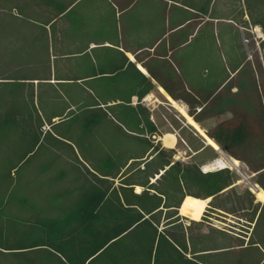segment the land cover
I'll return each instance as SVG.
<instances>
[{
	"label": "crops",
	"instance_id": "obj_1",
	"mask_svg": "<svg viewBox=\"0 0 264 264\" xmlns=\"http://www.w3.org/2000/svg\"><path fill=\"white\" fill-rule=\"evenodd\" d=\"M0 2H5L9 8L8 12L0 11V83L17 85V95L34 102V115L42 124L38 130L42 132V136L44 126L54 129L61 125L72 103L81 106L77 115L96 111L86 102H103L104 104H100L101 109L113 110V113L104 110L106 114L101 122L91 127L86 136L82 135L81 125L75 124L68 129V132L80 133V144L88 142L90 154L96 163L98 162L90 167V160H78L87 168L88 174L81 171L80 173L91 182L95 176L112 180L103 177L104 173L99 171L103 160H111L119 169L110 189L137 195L144 190V187L139 185L125 186L120 182L130 174H124L130 164L152 158L149 156L150 151L147 150L145 140L154 139V144L160 143V146L166 149H173L175 146L174 135L162 132L152 119L156 107L154 102L160 99L179 112L186 127L191 128L197 137L204 136L206 144L214 150L219 146L215 143L216 147L209 145L207 140L211 139L204 135L206 131L222 121L229 123L234 113L254 112L257 109L247 81L238 78L241 64L232 65L230 70L223 61L210 65L204 41H201L195 50L192 48L193 39L210 19L209 8L200 5L204 0ZM235 12V8H232V13ZM223 20L231 21L229 18ZM238 20V24H232L235 31H249V28L260 27L257 24H249L246 10L242 11ZM164 86L174 93L182 91L183 88L186 92L198 96L210 93L217 95V115L203 119L201 123L194 122L187 114V106L181 101L173 100ZM211 98L203 101L202 106L205 107ZM151 99L153 105L146 107L144 101ZM55 102L56 107H50ZM60 102H64V105L61 106ZM137 103L146 109L148 119L156 130L150 138L145 135L146 128L141 121V114L138 110H133ZM174 103L182 107L185 117ZM123 106H128L129 109L124 110ZM199 110L200 106H196L195 111ZM188 118L194 122V127ZM137 119L140 121L136 123ZM56 138L65 141L61 136L57 135ZM160 141L164 144L161 145ZM125 146L137 149L118 160L116 151L123 150ZM227 161L229 164L232 161L238 164L240 162L230 157ZM62 165L57 170L70 169H66L67 164ZM46 167L48 166L43 168ZM140 168H143V164ZM162 173L163 171H159L150 178L149 184L155 183ZM251 175L254 176L253 173ZM240 183L242 182L238 181L233 186L236 187ZM248 184L244 189L252 195L251 204L256 208V212L250 215L252 210L249 206L244 210L246 215L235 218L236 225L243 231L230 232L215 227L210 221L203 222L201 237L193 238V242L188 241V249L199 252L196 254H207L210 250L219 252L230 246L216 241L214 246L209 247L203 237L212 230L226 234L233 242H239L233 244L235 247L242 245L244 248L251 242L254 248L252 253L264 256V245H261L257 238L258 236L264 240V229L259 231L258 228L264 199L256 197L252 186L255 185L259 190L262 188L251 182ZM73 192L74 196L78 193L77 184H74ZM149 193L162 198L158 208L162 210L161 224L166 222V213L173 212L171 219L178 217L183 227H188L190 221H201L210 201V198L200 199L205 201V208L198 220H192L179 212L188 195L182 198L178 208L164 209V197L152 190H149ZM211 221L216 222L213 219ZM196 232L197 227H193L191 234L195 235Z\"/></svg>",
	"mask_w": 264,
	"mask_h": 264
},
{
	"label": "trees",
	"instance_id": "obj_2",
	"mask_svg": "<svg viewBox=\"0 0 264 264\" xmlns=\"http://www.w3.org/2000/svg\"><path fill=\"white\" fill-rule=\"evenodd\" d=\"M0 84L15 89L14 93L10 91L9 94L10 105L6 109L0 108V143L7 135L9 147L23 149L24 156L44 138L42 132L38 131L42 124L34 115V102L18 97L17 85ZM164 89L173 100L187 106V114L196 123L217 115V95L198 96L183 88L177 93L165 86ZM209 97L212 98L203 107V101ZM101 103H89L96 111L83 114L81 121L76 120L75 124L82 126L83 136L101 122L106 114L104 110L113 113L112 109H101ZM196 106H200L198 112L195 111ZM122 108L129 109L128 106ZM133 110L141 114L145 135L149 138L153 136L156 130L148 119L146 109L137 103ZM234 114L229 123L222 121L215 124L205 134L228 157L244 163L255 176L254 184L264 189V112L259 108L254 112L240 111ZM17 133L22 134L18 139ZM153 141L145 140L152 158L141 162L143 168H140L141 164L135 168L130 164L124 172L130 174L120 182L125 186L144 187L138 195L110 189L119 167L111 160H103L99 171L104 173L103 177L112 180L95 176L91 182L78 172L71 179L77 184L78 193L75 196L71 187L70 190L65 188L55 192L52 197L42 191L39 193L41 198L35 199L38 190L34 184L41 182H34L40 178L39 175L35 177L30 174L23 179L18 174L23 160H7V163L0 160V264H264V256L252 253L254 248L251 242L244 248L241 244L237 247L230 245L222 251L210 250L207 254H196L199 252L188 249V241L193 242L201 237V225L207 222L205 216L201 221H190L188 227H183L180 219H171L174 214L168 212L166 222L161 224L162 210L158 208L162 198L149 193V190L164 197V209L178 208L182 198L188 195L199 199L210 198L207 205L217 212L225 209L219 205L232 193L235 179L228 168L203 172L196 163L175 162L172 160L175 155L173 149L162 148L160 143L154 144ZM159 171L163 173L155 183L149 184V179ZM65 173L58 170L51 179L69 176ZM30 189L34 190L32 198L28 196ZM245 191L251 203L252 195ZM13 192L15 211L27 209L39 199L43 203L48 198L54 201L59 211L55 216H43L39 211L25 218L12 215L11 211L6 210L9 202L6 197H11ZM65 194L71 197L70 200H62ZM33 208L37 209L35 206ZM193 227H197L195 235L191 234Z\"/></svg>",
	"mask_w": 264,
	"mask_h": 264
},
{
	"label": "rangeland",
	"instance_id": "obj_3",
	"mask_svg": "<svg viewBox=\"0 0 264 264\" xmlns=\"http://www.w3.org/2000/svg\"><path fill=\"white\" fill-rule=\"evenodd\" d=\"M223 2L224 0H204V2L200 3V5L202 4V6H207L209 8L210 19L208 23L201 28L196 38L193 39L192 48L195 50V48L200 45V42L204 41L205 46H207L206 51L208 52L207 55L210 65H215L217 62L221 63V61H223L227 69H232V65L237 63L241 64L238 78H243L247 81L250 92L253 95L252 99L256 102V108H260L261 111L264 112V0H228L227 2L225 0V2ZM232 8H235V13H232ZM0 9V11L3 12L9 11L8 5L5 2H0ZM243 10H246L248 13L249 24H257L260 27L249 28V31H235L232 24L239 23L238 19ZM224 18H229L231 21L223 20ZM211 71L210 68V72ZM10 91L14 93L15 89H13L12 86L8 87L7 85L0 84L1 109H6L10 105V102H8V99H10L9 94L11 95ZM86 103L89 104L91 102ZM60 104L63 106L64 102H60ZM76 104L78 103H72L71 108L66 111V119L61 125L54 127V129L46 126L43 127L44 138L40 139V142L32 148L30 153L22 156L23 149H11L9 147L7 135L4 141L0 143V160H6V163L7 160H23L19 165L21 166L20 172L18 173L19 176L26 179L25 177L30 176V174L35 177L39 175L40 178L34 182L38 183L39 180L41 182L38 183V185L34 184V187L36 186L35 189L38 190L36 191L37 195H34V197H36L35 199L41 198V194L39 195V193H42V191L43 194L52 197L55 195V192L62 189L66 188L70 190L69 188L71 187L73 189L74 182L71 179H73V177L75 178V175L80 171L88 174L87 168L78 160H90V167L98 163H96L94 157L90 154L88 142H84L82 145L80 144V133L68 132V129L75 125L76 120L81 121L83 114H85L83 113L80 116H78L79 114L77 115L81 106H77ZM144 104L146 107L150 108L153 105L152 99L144 101ZM56 105L57 103L55 102L53 105H50V107H56ZM154 106L156 107L152 116L153 122L162 132L170 133L174 135L176 139L173 148L175 151V162L180 164L196 163L203 171L207 172L220 168H228L235 179L234 183L238 181L242 182L236 187L233 186L232 193H229L226 198L220 202L219 206L225 209L216 212L206 207L203 216H205L207 222L210 221L215 227L230 232H235V230L243 231L240 226L236 225L237 221L235 218L246 215L244 210L248 209L249 206L252 210L251 213H249L250 215H253L256 211V208L254 209L251 204L252 202H249V196H247L245 193L246 189H244V186H249L248 182L254 183L255 176L251 175L250 171H248L247 167L242 162H239V167L237 168L239 171L231 166L227 161L229 157L224 151L219 147H217V150H214L208 146L202 134L203 137H197L196 133L191 128L186 127L185 121L179 112L170 107L168 102L160 99L154 102ZM206 126L208 125L206 124ZM57 135L63 137L65 141H61L60 139V141H58L56 138ZM204 135L207 137L206 134ZM20 136H22V134H16L17 139L20 138ZM160 138L162 139V136ZM160 142L161 145L164 144L162 141ZM135 149L137 148L130 149L125 146L123 150L118 149V151H116L118 152L116 156L118 160L123 159V157L125 158ZM62 164L68 165L66 169L70 168L64 171L66 172L65 174L69 173V176L65 178L63 176L58 180L51 179L52 176L58 172L57 169L63 166ZM138 164H142L141 161L132 163L131 167L135 168ZM45 166L48 167L43 168ZM42 168L43 172H41ZM3 169H5V167H3ZM40 184L41 186H39ZM34 190L30 189L28 191L29 198L33 197ZM6 198L9 201L6 205V210L9 212L11 211L12 215L20 218L30 216L34 211H39V214L41 213L43 216H55L59 211L54 201L49 198L44 200L43 203H41L42 201H39V199L37 200L38 202L29 205L27 209H17L15 211L14 192L11 194V197L9 195ZM70 198L68 194H65L62 200L66 201L70 200ZM32 206H35L37 209H31ZM212 219L216 222L211 221ZM258 226L259 231L264 229V209L261 211ZM203 238L205 242H208L209 247L214 246L216 241H222V244L227 246L239 243L233 242L231 237H228L226 234L216 233V231L212 230L205 234ZM257 238L259 239V243L264 245L262 244L264 240H261L258 236Z\"/></svg>",
	"mask_w": 264,
	"mask_h": 264
},
{
	"label": "bare ground",
	"instance_id": "obj_4",
	"mask_svg": "<svg viewBox=\"0 0 264 264\" xmlns=\"http://www.w3.org/2000/svg\"><path fill=\"white\" fill-rule=\"evenodd\" d=\"M175 104V103H174ZM176 108L183 114V116L185 114L184 110L178 106L177 104H175ZM184 116V117H185ZM188 121L193 124V127H194V122L192 123L191 119L188 118ZM192 126V125H191ZM197 129V128H196ZM199 130V129H198ZM209 145L213 146V147H216L214 142H212L211 140H207ZM230 164L234 165V168L239 171L237 168L239 167V164L238 162L236 161H232ZM252 188L254 189V193L256 194V197L259 198V199H264V191H261L259 189H257L256 187L252 186ZM205 201L204 200H200V199H197V198H194V197H190V196H187L182 205L180 206V209H179V212L180 214L186 216L187 218L189 219H192V220H198L200 218V216L202 215V212L205 208Z\"/></svg>",
	"mask_w": 264,
	"mask_h": 264
},
{
	"label": "water",
	"instance_id": "obj_5",
	"mask_svg": "<svg viewBox=\"0 0 264 264\" xmlns=\"http://www.w3.org/2000/svg\"><path fill=\"white\" fill-rule=\"evenodd\" d=\"M254 187H256L255 185H253Z\"/></svg>",
	"mask_w": 264,
	"mask_h": 264
},
{
	"label": "built area",
	"instance_id": "obj_6",
	"mask_svg": "<svg viewBox=\"0 0 264 264\" xmlns=\"http://www.w3.org/2000/svg\"><path fill=\"white\" fill-rule=\"evenodd\" d=\"M203 171V170H202Z\"/></svg>",
	"mask_w": 264,
	"mask_h": 264
}]
</instances>
